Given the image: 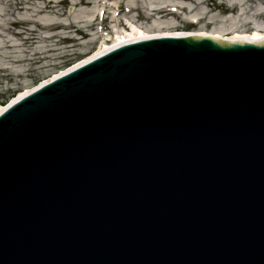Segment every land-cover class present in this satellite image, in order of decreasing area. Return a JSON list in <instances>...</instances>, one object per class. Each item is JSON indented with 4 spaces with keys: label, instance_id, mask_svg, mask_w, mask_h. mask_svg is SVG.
Returning a JSON list of instances; mask_svg holds the SVG:
<instances>
[{
    "label": "water",
    "instance_id": "obj_1",
    "mask_svg": "<svg viewBox=\"0 0 264 264\" xmlns=\"http://www.w3.org/2000/svg\"><path fill=\"white\" fill-rule=\"evenodd\" d=\"M0 264H264V39L128 40L2 107Z\"/></svg>",
    "mask_w": 264,
    "mask_h": 264
},
{
    "label": "rangeland",
    "instance_id": "obj_2",
    "mask_svg": "<svg viewBox=\"0 0 264 264\" xmlns=\"http://www.w3.org/2000/svg\"><path fill=\"white\" fill-rule=\"evenodd\" d=\"M76 1L0 0V104L82 62L117 31H131L128 21L151 35H264V0ZM155 21L174 27L157 31Z\"/></svg>",
    "mask_w": 264,
    "mask_h": 264
},
{
    "label": "bare ground",
    "instance_id": "obj_3",
    "mask_svg": "<svg viewBox=\"0 0 264 264\" xmlns=\"http://www.w3.org/2000/svg\"><path fill=\"white\" fill-rule=\"evenodd\" d=\"M85 3V0H78L75 2V4H78V5H83ZM136 8V7H134ZM159 8H151V12L153 11H158ZM94 13H97L96 12H92V15ZM100 14V13H98ZM95 16V15H94ZM94 16L92 19H90V22H93V20L95 21L94 19ZM128 24L129 26L131 27V31H125L124 33H120V32H116V36L113 40V42H111L110 44H106L102 47H100V49L95 52L93 55H91L89 58L83 60V61H86V60H89V59H92L96 56H99L100 54L108 51L109 49H112L128 40H134V39H146V38H151V37H159V36H185V35H202V34H194V33H170V32H165V33H155L153 35L151 34H147L145 32H143L139 27L137 26H134L133 25V22L132 21H128ZM154 24H157L158 26L156 28H158L157 31H161L163 27H174V24L171 22V21H162V22H159V21H155ZM173 24V25H172ZM69 26H76L75 24H68ZM156 26V25H155ZM207 37H219V36H222L220 33H217V34H205ZM233 36H236V41H249V40H259V39H264V35L260 32H258L256 30V32L253 33V35L251 36H247V35H239V34H235ZM65 71V70H64Z\"/></svg>",
    "mask_w": 264,
    "mask_h": 264
}]
</instances>
